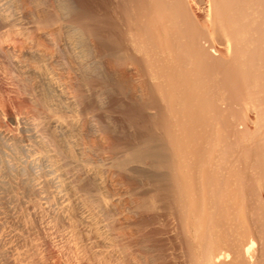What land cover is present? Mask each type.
I'll return each instance as SVG.
<instances>
[{
  "label": "bare ground",
  "instance_id": "1",
  "mask_svg": "<svg viewBox=\"0 0 264 264\" xmlns=\"http://www.w3.org/2000/svg\"><path fill=\"white\" fill-rule=\"evenodd\" d=\"M0 264H264V0H0Z\"/></svg>",
  "mask_w": 264,
  "mask_h": 264
},
{
  "label": "rangeland",
  "instance_id": "2",
  "mask_svg": "<svg viewBox=\"0 0 264 264\" xmlns=\"http://www.w3.org/2000/svg\"><path fill=\"white\" fill-rule=\"evenodd\" d=\"M87 113V114H86ZM90 113V114H89ZM84 114V115H83ZM85 114H86V116H85ZM85 117V118H84ZM92 114H91V111H86L85 113H84V111H82V124H84V127L86 128V129H84L83 131L84 132H82V144H85V145H87L88 144V146H90V144H91V147H93V143H91V138H92V135H93V129H92V127H93V120H95L96 119V117H95V119H94V117H92ZM91 119V120H89V119ZM85 122H84V121ZM87 120H88V122H87ZM91 121H93L92 123H90ZM88 126V127H87ZM92 126V127H91ZM88 129H89V132L90 133H88ZM92 130V131H91ZM92 133V134H91ZM87 134V135H86ZM89 134V135H88ZM86 136V137H85ZM89 138H88V137ZM91 136V137H90ZM84 140V141H83ZM88 141H90V142H88ZM88 142V143H87ZM93 148H97V146L94 144V147ZM104 153H106L107 151H103ZM109 152V151H108ZM107 152V153H108ZM82 159H83V157H82Z\"/></svg>",
  "mask_w": 264,
  "mask_h": 264
}]
</instances>
